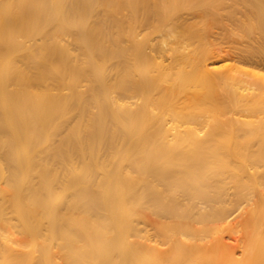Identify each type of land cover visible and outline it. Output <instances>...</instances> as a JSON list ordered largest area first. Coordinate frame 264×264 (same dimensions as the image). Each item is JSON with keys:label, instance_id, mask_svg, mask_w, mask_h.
Instances as JSON below:
<instances>
[{"label": "bare ground", "instance_id": "1", "mask_svg": "<svg viewBox=\"0 0 264 264\" xmlns=\"http://www.w3.org/2000/svg\"><path fill=\"white\" fill-rule=\"evenodd\" d=\"M0 264H264V0H0Z\"/></svg>", "mask_w": 264, "mask_h": 264}, {"label": "rangeland", "instance_id": "2", "mask_svg": "<svg viewBox=\"0 0 264 264\" xmlns=\"http://www.w3.org/2000/svg\"><path fill=\"white\" fill-rule=\"evenodd\" d=\"M70 37V35H68ZM66 34L64 35V38L66 39L65 41L68 42L67 44L70 46V48H72L71 50L73 51V53L75 54H78L80 53V47L78 45V43H76V40L72 38V36L69 38ZM71 44V45H70ZM78 51V52H77ZM75 54V55H76ZM81 54V53H80ZM79 56V54L77 55ZM118 59L117 58H112L110 60H108V63H109V66H116L118 64ZM110 70V69H109ZM111 72H112V69H111ZM79 108L75 111L76 113H78L79 111ZM64 120V119H63ZM65 121V120H64ZM149 227V226H148Z\"/></svg>", "mask_w": 264, "mask_h": 264}]
</instances>
